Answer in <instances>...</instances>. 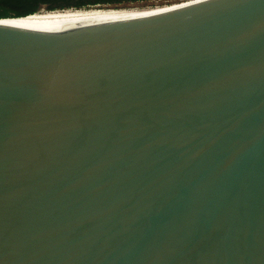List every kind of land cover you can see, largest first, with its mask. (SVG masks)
Returning a JSON list of instances; mask_svg holds the SVG:
<instances>
[{
	"label": "water",
	"instance_id": "95a60500",
	"mask_svg": "<svg viewBox=\"0 0 264 264\" xmlns=\"http://www.w3.org/2000/svg\"><path fill=\"white\" fill-rule=\"evenodd\" d=\"M32 16L0 19V264H264V0Z\"/></svg>",
	"mask_w": 264,
	"mask_h": 264
},
{
	"label": "trees",
	"instance_id": "16d2710c",
	"mask_svg": "<svg viewBox=\"0 0 264 264\" xmlns=\"http://www.w3.org/2000/svg\"><path fill=\"white\" fill-rule=\"evenodd\" d=\"M155 0H0V19H17L40 13L67 10H87L96 6H117ZM105 10H119L109 8Z\"/></svg>",
	"mask_w": 264,
	"mask_h": 264
},
{
	"label": "bare ground",
	"instance_id": "6f19581e",
	"mask_svg": "<svg viewBox=\"0 0 264 264\" xmlns=\"http://www.w3.org/2000/svg\"><path fill=\"white\" fill-rule=\"evenodd\" d=\"M158 9V8H155ZM147 10H103V9H89V10H67V11H56V12H40L32 17L26 18L24 20L19 21H26L32 19H39V18H60L66 16H74V15H97V14H121V13H139Z\"/></svg>",
	"mask_w": 264,
	"mask_h": 264
},
{
	"label": "rangeland",
	"instance_id": "374dc122",
	"mask_svg": "<svg viewBox=\"0 0 264 264\" xmlns=\"http://www.w3.org/2000/svg\"><path fill=\"white\" fill-rule=\"evenodd\" d=\"M190 0H155V1H149V2H138V3H127L123 5H117V6H96L93 7L94 9H109V8H115L119 10H147V9H155V8H161L165 7L166 5H176L185 3ZM163 5V6H162ZM92 9V8H90ZM89 10V9H87ZM40 12H48L44 9H42Z\"/></svg>",
	"mask_w": 264,
	"mask_h": 264
}]
</instances>
